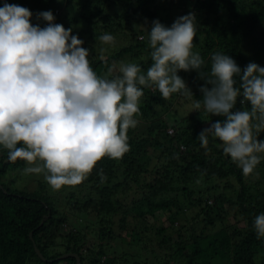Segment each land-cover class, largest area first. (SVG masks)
Segmentation results:
<instances>
[{"label":"trees","instance_id":"trees-1","mask_svg":"<svg viewBox=\"0 0 264 264\" xmlns=\"http://www.w3.org/2000/svg\"><path fill=\"white\" fill-rule=\"evenodd\" d=\"M0 9V71L17 48L12 32H39L35 64L8 79L20 92L11 120L24 132H0V264H78L68 254L80 264H264V75L247 56L264 51V0H0ZM117 37L123 46H104ZM174 44L193 60L171 80L199 70L208 89L184 118L165 96L168 70H152ZM65 59L75 72L58 88ZM115 88L126 95L122 119L103 95ZM12 98L10 89L0 118ZM30 99L39 109L23 121ZM91 142L77 186L98 197L61 200L48 189L54 172L40 178L39 165L55 143ZM30 174L40 189L19 188Z\"/></svg>","mask_w":264,"mask_h":264},{"label":"rangeland","instance_id":"rangeland-1","mask_svg":"<svg viewBox=\"0 0 264 264\" xmlns=\"http://www.w3.org/2000/svg\"><path fill=\"white\" fill-rule=\"evenodd\" d=\"M62 1V0H61ZM62 5V3H61ZM167 14H176L177 10L174 7L168 8L166 10ZM2 11L0 9V16L2 15ZM60 14V13H59ZM5 18L4 16L0 17V36H2L7 27V23L4 22ZM168 26L173 25L176 26V21L172 19L167 21ZM188 30L193 33V29L196 27V24L193 25V22L188 21ZM264 28V27H263ZM184 29L182 28V25L179 27H175L174 35L176 37H180L184 35ZM264 30V29H262ZM38 29L36 31L34 30L33 37L30 34V31L28 28L25 27H18L12 32V37L15 38V42L17 44L16 50H14L10 55V60L8 63L3 66V69L0 71V111L2 110V101L6 98L7 94L9 93L11 89V83L9 84V77L10 73L13 72L14 69L18 67V65L24 64L29 65V67L33 66L35 64L33 57L38 56V53L35 54L32 57L31 50L33 49V46H38L35 44L36 38L38 36ZM28 36V38H27ZM55 41V40H54ZM123 46L125 43H123L122 40L117 37L116 39H113L110 43H106L104 46H110L111 47H117L116 46ZM128 43V41H127ZM248 48V58L250 63L252 64V67H254L255 71V78L260 79L264 75V51L261 53H258L257 51L249 50ZM32 57V58H31ZM107 57H103V60H105ZM193 60V55L188 51V49H181L179 48V44H174L171 47L165 49L158 57L157 59V66H154L152 70L155 72L159 71L161 68H164V70H168L164 79L167 86V91L165 92V96L168 97L169 101H173L171 103V109L177 114L178 118H184L191 114L196 113L197 111V101L199 100V93L202 90H208L205 86V84H201L202 79L204 76H201V72L199 73V70H195L197 73L196 77H188L185 78V80L174 82L171 79V75L175 70L181 69L182 66L187 64ZM70 60L65 59L64 61V69L62 70V76L61 78L55 79V85L58 88H61L62 86H67L69 82L70 75H72L75 72V66L71 65ZM132 60L130 62L124 61L119 64V67L122 68L123 66H127L128 64H132ZM175 65V67H173ZM152 71V72H153ZM200 75V76H199ZM48 78H52L53 71L47 75ZM46 76V77H47ZM164 76V75H163ZM201 77V81H199L197 78ZM191 80V81H190ZM194 81V84H193ZM84 91L78 92V99H80L82 102L86 104V106L89 107V104L83 95ZM184 94V99H181V96ZM104 97L108 98L110 100V104L113 105V108L109 112V116L112 118H118L122 119L126 116H122L120 113L123 109V106L125 105L124 98H126V95L119 92L117 88L110 89L105 92H103ZM169 96H171L169 98ZM180 98V99H179ZM205 99V98H204ZM204 107L206 103H203ZM39 109V104L37 100L30 99L27 103V105L24 108L23 112V121H30L36 113V110ZM207 109V108H206ZM1 113V112H0ZM210 115H214V113H206V118L210 117ZM204 116V117H205ZM171 133L172 130H169ZM74 139V138H73ZM71 137V142L75 143ZM54 151H57L61 153L62 159H56L53 157ZM52 154L48 158L43 161L41 165H39L40 168V178H43V175L47 178L48 176L51 177L49 173L51 171L54 172L52 175L51 182L48 185V189L55 192V195L58 196L61 200H64L65 196H68L67 193L70 191L74 192L75 195L82 199L83 201L88 200V195L90 193L94 194V197H98V194L94 191H92L90 188H79L77 186L78 180L82 178L85 168L84 164L90 163L91 160L95 157V145L91 142L89 147L86 148H79L76 150H70V145L67 143V145L59 146L58 143H55L53 145ZM52 157V158H51ZM53 163V165L51 164ZM43 174V175H42ZM54 176V177H53ZM25 180H22L19 185L20 189H29V190H37L40 189L37 182H35V177L33 175H24ZM84 223H82V227H87V230L92 225V222L89 219L83 220ZM151 222H154L151 220ZM169 222L166 221V225H168ZM67 228V226H65ZM90 238V237H89ZM94 241L92 239H89L88 243L89 245L92 244Z\"/></svg>","mask_w":264,"mask_h":264},{"label":"built area","instance_id":"built-area-1","mask_svg":"<svg viewBox=\"0 0 264 264\" xmlns=\"http://www.w3.org/2000/svg\"><path fill=\"white\" fill-rule=\"evenodd\" d=\"M11 89L13 91V98L9 100L5 112L3 116L0 118V132L6 130L15 133L24 132V130L18 128L14 123H12L11 120V117L13 116L16 110V106H17L16 100L20 94L18 85L16 84L15 81L12 82ZM51 126L57 127L58 121L57 120L52 121Z\"/></svg>","mask_w":264,"mask_h":264},{"label":"water","instance_id":"water-1","mask_svg":"<svg viewBox=\"0 0 264 264\" xmlns=\"http://www.w3.org/2000/svg\"><path fill=\"white\" fill-rule=\"evenodd\" d=\"M32 233H31V237H32ZM35 251H36V253L38 254V256L39 257H41L43 260H45V258L43 257V255H42V253H41V251H40V249L35 245ZM68 256H71V257H76L77 258V262H78V264H80V258H79V256L78 255H75V254H68V255H64L62 258H67Z\"/></svg>","mask_w":264,"mask_h":264}]
</instances>
